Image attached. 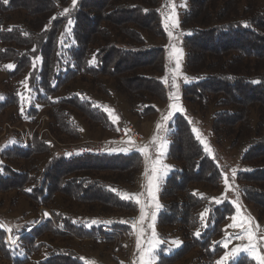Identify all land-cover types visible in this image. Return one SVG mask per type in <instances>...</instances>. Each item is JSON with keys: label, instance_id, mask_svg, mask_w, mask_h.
<instances>
[{"label": "trees", "instance_id": "16d2710c", "mask_svg": "<svg viewBox=\"0 0 264 264\" xmlns=\"http://www.w3.org/2000/svg\"><path fill=\"white\" fill-rule=\"evenodd\" d=\"M71 1L0 0V67L12 64L9 78L23 84L20 100L13 97L14 90L0 103V115L14 108L8 122L32 126L46 114L48 129L61 144L45 136L23 147L17 133L4 134L0 145L7 146L0 159L14 169L1 167L0 193L23 197L36 220L35 230L22 241L16 236L24 232L10 233L19 240L12 246L0 230V261L24 264L27 259L19 258L21 252H28L27 245L42 246L33 242L46 235L61 240L64 248L56 247L55 255L40 264H82L67 241H94L103 228L128 230L127 216L136 212L131 199L142 173V156L105 148L139 149L128 142L100 146L77 142L114 137L127 126L115 130L102 110V99L118 96L128 114L140 120L156 118L167 105L162 0H76L65 12ZM188 4L182 46L192 80L179 92L186 113L163 127L170 140L169 157L177 166L163 186L157 223L177 230L183 239L182 249L163 263L174 264L199 249L201 259L212 264L213 254L220 250L213 249L211 239L232 210L227 204L210 207L214 227L199 240L194 238L205 200L193 195L191 187L218 190L221 171L204 153L192 127L196 118L206 120L198 134L208 126L216 146L226 143L241 151L248 167L237 176L242 198L263 218L264 0ZM27 101L28 108L20 110V103ZM93 147L95 153L90 151ZM40 207L52 220L37 216Z\"/></svg>", "mask_w": 264, "mask_h": 264}, {"label": "rangeland", "instance_id": "374dc122", "mask_svg": "<svg viewBox=\"0 0 264 264\" xmlns=\"http://www.w3.org/2000/svg\"><path fill=\"white\" fill-rule=\"evenodd\" d=\"M164 1L168 6V9L163 11L165 14L164 34L166 36L164 56L167 62L164 83L166 89L169 88V100H172L180 95V88L190 84L192 80L185 67L186 52L182 46V39L183 36H185V31L182 27V18L188 11L189 4L188 0ZM171 1H173V3L170 4ZM72 6H74L73 1L69 3L67 10ZM173 12L175 16H173ZM173 19L178 21V26L173 25ZM169 33H171V35H169ZM177 62H179L180 67L178 71H174ZM9 65L12 67H8ZM13 71L14 66L10 63H3L0 67V103L4 102L14 90L16 93L13 97H17L19 100L21 98L18 94H21L23 84L19 83L20 80L9 78V74ZM173 77H175V86H173ZM184 77L188 78L187 81H185ZM102 100H105L102 103V110L106 112L116 131L131 124L138 134L145 139L142 145V149H146L145 152H141L129 146H112L105 148L114 152L123 153L136 151L142 156V173L131 199L133 203L136 204V212L127 216L126 224L129 226L128 230L118 229L112 231L114 238L120 242V251H115V241L110 236L104 238L103 231L101 236L94 240L95 242L91 240L67 241L69 243L68 245L71 244L69 248L72 252L76 253V256L81 260L82 264H142L141 257L146 256L149 248L152 247L153 251L151 255L153 259L151 264H166L163 263V261L173 257L183 247L182 236L177 230L161 228L157 223L158 217L163 210L161 201L163 186L169 175L177 166L169 157L170 140L163 132L164 125L162 118L168 107L166 105L163 112L157 115L156 118L151 117L140 120L128 114L127 106L118 96H112L110 99ZM29 104V101L20 103V110L24 108L27 109ZM114 107H117L119 111L115 110ZM11 112H14V108L6 109L3 114L0 115V142L4 138L3 136L6 132L8 133L17 129L23 130L25 127L19 122H8L7 118ZM203 123H206V120L202 122L199 118H196L192 129L195 128L197 132L193 133L201 144L206 156L211 159L221 171V182L219 189L215 191L197 185L191 187L193 195L205 200V207L199 211V227L194 230V238L199 240L207 230H211L214 227L213 220H210V207L213 205L219 206L227 204L230 206L232 212L220 226V233L211 239L213 249L220 250V252L213 254L212 264H264V217L259 218L254 206L246 204L243 201L241 185L237 179L239 173L248 170V167L242 162V153L241 151L230 149L226 143L216 146L212 141V135L208 126L203 134H198ZM48 124L49 117L45 120L44 125L49 133H43L44 130L46 131V129H44L42 131L44 135L41 140L45 138V136L50 138L51 135L53 137L48 129ZM158 125L160 126L159 128H157ZM35 128L36 127L33 126L32 129ZM112 137H105L103 139H97L96 136H94V138L85 137L77 143L78 145L85 142L97 144ZM54 140L57 141L55 138ZM205 144L210 151L205 149ZM6 146L5 144H1L0 152ZM75 147H77L76 144ZM157 158L159 161L158 163ZM146 161L149 164L147 175H145ZM154 163L157 168L155 174L156 179L153 180L151 195H149L148 179L153 175L151 165ZM1 167L2 170L3 168L14 169L13 164H8L7 161L0 159V171ZM233 170H235V175H233ZM141 192L144 193L146 198V203L142 207L144 209V219L142 221L140 219L141 210L139 211V203H137ZM157 205H159V207H157ZM28 206L26 200L21 196H17L14 192L8 191L6 193H0V225H3L0 227V230L5 232L6 236H9L10 233L16 236V234H19L21 231L24 233L16 237L22 241L21 239L24 236L35 230L33 228L35 227L36 215L34 212V216H30L32 211ZM40 208H38V214L36 212L39 217L42 216L39 213ZM34 211H36V209ZM42 214H44V212H42ZM45 214L48 217L47 212H45ZM136 216H138V221L134 227L129 222V218H135ZM42 217H44V215ZM50 220H52V218ZM232 225L236 226L233 227ZM198 231L200 233L199 236L196 235ZM153 232L155 235H153ZM6 238V243L9 246L19 241L15 240V237L13 238L12 236ZM35 238L36 240L33 244H44L39 247L27 245L28 252H21L19 256L22 260L27 259L24 264H40V262L42 263L44 259L51 254L55 255L54 252L56 247L64 248V246H61L63 243L59 239H48L46 235L41 238ZM105 240H108L109 243L105 242ZM253 246L256 248L255 252L251 251ZM0 264L14 263L2 258ZM174 264H210V262L206 259H201L199 249H193Z\"/></svg>", "mask_w": 264, "mask_h": 264}, {"label": "built area", "instance_id": "2783aa9c", "mask_svg": "<svg viewBox=\"0 0 264 264\" xmlns=\"http://www.w3.org/2000/svg\"><path fill=\"white\" fill-rule=\"evenodd\" d=\"M173 3V1L170 2V4ZM168 9V6L166 4V2L164 0H162L161 2V9H160V18H161V25L163 28V31L165 29V24H164V12L165 10ZM165 32V31H164ZM166 57L164 56V67H165V73H166ZM45 116V117H44ZM48 119V116L45 114L40 115L35 124L30 126L27 124H23L24 129H17L14 130L12 132H15L19 135L20 139H21V145L23 147L27 146L29 143H31L35 138H37L38 140H41V138L43 137V133H49L48 130L44 127L45 125V120ZM34 127H36L35 129H32ZM46 129V131L44 130ZM44 130V132L42 133V131ZM50 135V134H49ZM49 138V137H48ZM53 142H55L57 145H60L57 141L54 140V138L50 135V138ZM145 139H143L138 132L136 131V129L131 125H127L124 129H122L120 131V133L117 136H114L112 138L106 139L100 143L97 144H89V143H83V145L85 146H100V145H114V144H119V143H130L131 145L137 147L138 149H142V145L144 144ZM70 148L75 149L74 145H70ZM91 152H96V148L93 147L90 149ZM146 171V169H145ZM146 203V198L144 196V193L141 192L139 195V211L141 210V208L144 206V204ZM42 212H44V214H42ZM45 212H47L48 217L46 216ZM39 213L44 217L40 216L41 219L44 220H50L51 217L49 216V212L47 209L40 208L39 209ZM139 216V215H138ZM138 216H136L135 218H129V222L135 227L136 223L138 221ZM113 230H118V229H110V228H103V233L105 238L110 236L114 241H115V247L116 250L115 251H120L119 249V245L120 242L117 241L116 238H114V234H112ZM121 232V231H120ZM123 233V232H121ZM124 234V233H123Z\"/></svg>", "mask_w": 264, "mask_h": 264}, {"label": "snow or ice", "instance_id": "6c2138e0", "mask_svg": "<svg viewBox=\"0 0 264 264\" xmlns=\"http://www.w3.org/2000/svg\"><path fill=\"white\" fill-rule=\"evenodd\" d=\"M75 2H76V0H73V4H75ZM68 10L67 9H65V12H67ZM173 16H175V13L173 12ZM71 23V20H69V24ZM173 25L174 26H178V21H176L175 19H173ZM169 35H171V33H169ZM8 67H12L11 65H9ZM179 62H177V64H176V69H174V71H178L179 70ZM184 79H185V81H187V77H184ZM173 86H175V77H173ZM169 115H171V113H169ZM165 119H167V117H165ZM160 126L158 125L157 126V128H159ZM192 131L194 132V133H196L197 132V130L195 129V128H193L192 129ZM205 149L206 150H208V151H210V149H208V146L205 144ZM139 151H141V152H145L146 151V149H139ZM159 161H158V158H157V163H158ZM148 168H149V164H148V162L146 161L145 162V169H146V171H145V175H147V171H148ZM151 170H152V173H153V175L148 179V185H149V195H151V186H152V184H153V180H155L156 179V172H157V168H156V164L154 163V164H152L151 165ZM233 175H235V170H233ZM137 203H139V201L137 200ZM157 207H159V205H157ZM140 219H141V221L144 219V209L143 208H141V217H140ZM3 225H0V227H2ZM233 227H235L236 225H232ZM153 235H155V233L153 232ZM196 235L197 236H199L200 235V233H199V231L196 233ZM14 242V241H13ZM157 243H158V241H157ZM152 251H153V248L152 247H150L149 248V250H148V254L146 255V256H142L141 257V261H142V264H151V261H152V259H153V256L151 255V253H152ZM251 251L252 252H255L256 251V248H255V246H253L252 248H251Z\"/></svg>", "mask_w": 264, "mask_h": 264}, {"label": "water", "instance_id": "95a60500", "mask_svg": "<svg viewBox=\"0 0 264 264\" xmlns=\"http://www.w3.org/2000/svg\"><path fill=\"white\" fill-rule=\"evenodd\" d=\"M171 113V115H169ZM186 107L183 104L182 98L177 97L176 99L169 100L168 102V109L163 115V125H165L170 119L178 114H185ZM167 117V119H165Z\"/></svg>", "mask_w": 264, "mask_h": 264}, {"label": "crops", "instance_id": "0c3cea01", "mask_svg": "<svg viewBox=\"0 0 264 264\" xmlns=\"http://www.w3.org/2000/svg\"><path fill=\"white\" fill-rule=\"evenodd\" d=\"M177 97H180L181 98V96L179 95V96H177ZM168 102H169V96H168V101H167V107H168ZM166 107V106H165ZM165 107L163 108V110L165 109ZM163 110L161 111V113L163 112Z\"/></svg>", "mask_w": 264, "mask_h": 264}]
</instances>
